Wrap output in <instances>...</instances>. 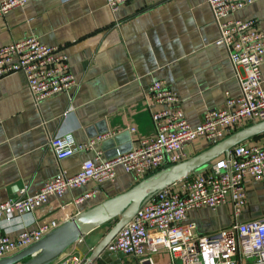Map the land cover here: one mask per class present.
<instances>
[{
    "label": "crops",
    "instance_id": "1",
    "mask_svg": "<svg viewBox=\"0 0 264 264\" xmlns=\"http://www.w3.org/2000/svg\"><path fill=\"white\" fill-rule=\"evenodd\" d=\"M227 19L254 20L264 33V0ZM30 37L64 49L77 88L37 107L22 74L0 80V203L19 198L23 188L28 195L34 194L61 172L75 175L83 161L94 158L92 151H83L58 160L49 146L51 137L72 133L79 144L108 133L99 149L102 158L110 160L118 150L127 152L139 138L153 135L143 96L154 81H164L178 94L180 108L193 127L208 111L224 107L226 93L231 97L239 94L226 51L215 45L218 29L206 0H134L121 5L115 18L105 0H42L30 1L0 17V47ZM261 79L264 86V58ZM130 128L136 132L130 133ZM250 140L263 142L264 134ZM209 147L200 139L187 143L186 159ZM137 182L117 167L114 182L98 187L90 182L60 199L53 198L33 214L16 219L8 233L15 237L42 222L72 220ZM245 186L246 206L239 220L264 217V181L247 179ZM96 187L97 193L74 204L78 196ZM186 221L194 223L198 234L207 235L229 227L232 217L229 206L223 205L215 210L193 209ZM102 228L69 250L78 261L84 263L103 238ZM118 257L104 253L92 264H134ZM149 260L165 264L167 255L157 253Z\"/></svg>",
    "mask_w": 264,
    "mask_h": 264
},
{
    "label": "built area",
    "instance_id": "2",
    "mask_svg": "<svg viewBox=\"0 0 264 264\" xmlns=\"http://www.w3.org/2000/svg\"><path fill=\"white\" fill-rule=\"evenodd\" d=\"M30 1L42 0H0V17ZM131 1L134 0H105V6L115 18L119 7ZM256 1L206 0L218 29L215 45L226 51L238 82V96L226 93L224 107L208 111L193 127L180 108L178 94L164 81H154L143 96L154 134L139 138L128 152H117L110 160H104L99 149L108 133L79 144L72 133L51 137L49 146L58 160L83 151H92L94 158L83 161L75 175L61 172L34 194L28 195L23 188L19 198L0 203V260L37 243L71 220L42 222L15 237L8 233V226L16 219L33 214L51 199H60L90 182L97 187L112 183L117 167L141 181L186 160L187 143L200 139L212 146L250 124L264 121L261 79L264 33L254 20L227 19ZM17 73L23 75L37 107L59 93L77 88L68 54L62 47L42 44L37 37L0 47V80ZM129 132L133 134L136 129L130 128ZM247 179L264 181V141L237 144L227 156L217 158L203 171L193 172L154 192L106 245L104 252L129 258L134 264H151L150 256L157 253L167 255L165 264H264V217L239 220L246 206ZM97 187L78 196L74 204L80 205L97 193ZM223 205L229 206L232 217L227 228L200 235L194 223L186 221L193 209L215 210Z\"/></svg>",
    "mask_w": 264,
    "mask_h": 264
},
{
    "label": "water",
    "instance_id": "3",
    "mask_svg": "<svg viewBox=\"0 0 264 264\" xmlns=\"http://www.w3.org/2000/svg\"><path fill=\"white\" fill-rule=\"evenodd\" d=\"M261 134H264V121L253 123L199 154L174 165H169L138 181L119 195L79 213L77 217L62 223L37 243L12 256L1 259L0 264H54L81 238L108 224L107 233L92 249L83 263L92 264L94 260L104 255L106 245L132 219L140 205L154 192L176 180L187 177L221 155L227 156L232 147ZM130 146L131 149L132 145ZM118 153L125 152L118 150ZM110 256L117 259L116 255Z\"/></svg>",
    "mask_w": 264,
    "mask_h": 264
},
{
    "label": "rangeland",
    "instance_id": "4",
    "mask_svg": "<svg viewBox=\"0 0 264 264\" xmlns=\"http://www.w3.org/2000/svg\"><path fill=\"white\" fill-rule=\"evenodd\" d=\"M261 207L263 209L264 204H262ZM207 219H208V217H207ZM102 230L104 231L103 234L105 235L107 233V231H108V224L103 226ZM74 247H75V245L72 246L69 250L73 251ZM69 250L57 262H55L54 264H83V262H81L80 260L78 261V257L73 256L72 253ZM118 259L120 260L119 257H118Z\"/></svg>",
    "mask_w": 264,
    "mask_h": 264
}]
</instances>
